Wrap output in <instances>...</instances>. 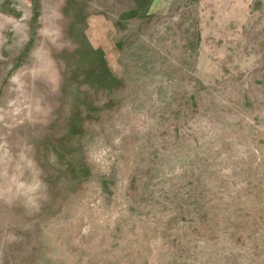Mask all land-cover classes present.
<instances>
[{
  "label": "rangeland",
  "instance_id": "rangeland-1",
  "mask_svg": "<svg viewBox=\"0 0 264 264\" xmlns=\"http://www.w3.org/2000/svg\"><path fill=\"white\" fill-rule=\"evenodd\" d=\"M0 264H264V0H0Z\"/></svg>",
  "mask_w": 264,
  "mask_h": 264
}]
</instances>
